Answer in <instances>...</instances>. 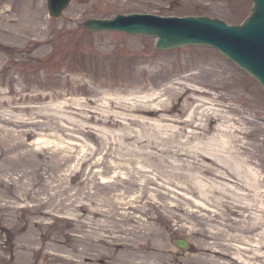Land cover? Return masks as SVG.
Wrapping results in <instances>:
<instances>
[{"label": "rangeland", "instance_id": "rangeland-1", "mask_svg": "<svg viewBox=\"0 0 264 264\" xmlns=\"http://www.w3.org/2000/svg\"><path fill=\"white\" fill-rule=\"evenodd\" d=\"M252 5V0H71L53 18L48 0H0V264H83L72 258L77 249L68 239L89 229L90 219L102 233L112 229L105 213L120 190L109 191L107 184L117 174L127 175L112 155L120 151L125 132L145 140L152 122L177 124L158 114L161 105L172 104L165 91L172 80L176 87L190 86L183 98H200L190 99L187 113L203 103L227 123L252 130L264 124V88L218 49L188 44L158 50L157 37L91 31L82 22L153 12L204 14L237 24ZM194 88L203 92L193 93ZM145 103L157 113L146 114ZM63 156L71 158L60 167ZM199 158L216 166L211 157ZM107 160L115 167L103 173ZM96 172L94 186L90 178ZM92 210L103 214L94 218ZM177 222L168 228L164 220L171 235L161 264H215L196 259L195 247L176 245L178 237L195 244L191 223L179 222L186 227L178 229ZM226 257L217 261L264 264V256Z\"/></svg>", "mask_w": 264, "mask_h": 264}, {"label": "bare ground", "instance_id": "bare-ground-1", "mask_svg": "<svg viewBox=\"0 0 264 264\" xmlns=\"http://www.w3.org/2000/svg\"><path fill=\"white\" fill-rule=\"evenodd\" d=\"M174 82L165 87L172 104L161 105L158 114L161 120L177 124L152 122L145 140L128 132L121 134L120 151L112 157L120 161L118 166L127 175L117 174L107 184L109 191L112 186L120 190L111 196L118 201L105 213V223L112 229L102 233L94 228V219L87 221L89 229L68 239L77 249V257H72L75 261L161 264L171 235L162 227L164 220L168 228L172 220H178V229L186 227L179 222L191 223L188 229L195 244L183 238L189 249L196 248V259L222 263L217 260L232 254L239 260L249 259L250 254L264 256V137L258 133L264 132V124L258 122L252 130L227 123L225 115L211 112L203 103L187 113L190 99L200 98L192 94L183 98L190 86L176 87ZM143 108L148 115L157 113L147 103ZM105 123L115 124L111 119ZM212 129L215 132L208 136ZM200 156L211 157L216 166L200 163ZM70 158H59V166ZM102 163L103 173L115 167L108 160ZM41 170L37 169L38 174ZM96 174L90 178L94 186L98 184ZM92 211L94 218L103 214L102 210Z\"/></svg>", "mask_w": 264, "mask_h": 264}, {"label": "water", "instance_id": "water-1", "mask_svg": "<svg viewBox=\"0 0 264 264\" xmlns=\"http://www.w3.org/2000/svg\"><path fill=\"white\" fill-rule=\"evenodd\" d=\"M50 9L60 15L70 0H49ZM251 14L243 24L229 25L209 16L164 17L155 14H118L112 19L88 18L90 30H119L131 34L158 36L157 48L187 44H210L255 76L264 87V0H253ZM182 248L188 242L177 240Z\"/></svg>", "mask_w": 264, "mask_h": 264}]
</instances>
